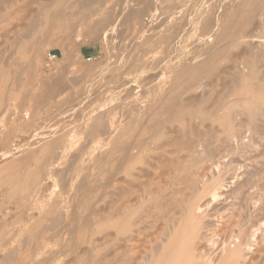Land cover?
Wrapping results in <instances>:
<instances>
[{
  "label": "rangeland",
  "instance_id": "374dc122",
  "mask_svg": "<svg viewBox=\"0 0 264 264\" xmlns=\"http://www.w3.org/2000/svg\"><path fill=\"white\" fill-rule=\"evenodd\" d=\"M237 1L0 0V264L264 262V24L220 40ZM181 63L190 110L118 139Z\"/></svg>",
  "mask_w": 264,
  "mask_h": 264
},
{
  "label": "bare ground",
  "instance_id": "6f19581e",
  "mask_svg": "<svg viewBox=\"0 0 264 264\" xmlns=\"http://www.w3.org/2000/svg\"><path fill=\"white\" fill-rule=\"evenodd\" d=\"M122 3H126V2L123 1ZM122 6H124V8L126 7V5H123V4H122ZM227 11H228L227 18L225 20H223L222 32H221V36L219 38L220 40L223 39L224 37H227V36L241 37L242 31L240 29V25H242L243 23H245L251 19H255L257 17H260L261 22L264 24V0H238L235 4L228 7ZM134 14H136V13H134ZM152 14H153V12H152ZM191 15L189 17H191ZM145 17H146V15H145ZM151 17L152 16L150 14L149 18L151 19ZM153 19L154 18L152 17V21H153ZM155 21H156V18H155ZM114 24H115V22H114ZM209 24L213 25V21L209 20ZM187 26L188 25H186V27ZM148 29H149V27L147 28V30ZM108 30L111 31L112 29L110 30L108 28ZM114 30L116 31V29H114ZM148 32H150V31H148ZM180 35H182V34H180ZM139 36H141V35H139ZM110 45H111V43H110ZM112 46H114V43ZM212 52L216 53L217 50L212 47ZM200 68L205 70V68H206L205 64H200V65H193V64H187V63L179 64L176 71L174 72L173 79L171 80V83L168 86V89L163 93V95H161V97L154 99L152 102L147 103L145 105V107L141 108L142 111L133 114V117H134L135 122H136L135 127L133 128L130 125V126H125L121 129H119L118 139L125 141V142H129L130 145H133V142L135 141V139L138 138L140 135L155 132L156 128L159 127V125L162 124L164 120L166 121L169 118L174 117L175 115L179 114V112L181 110H184V111L190 110V108H188V107H183L184 106V99H185L184 96L186 95V93L188 91H190V89L195 87V84L197 83V77H198V73L200 71ZM238 80H239V78H238ZM238 84H240V83H238ZM168 94H169V97H167ZM253 96L256 97L257 99L259 97H261V95L257 94V93H255ZM258 100L260 101V99H258ZM134 107L140 108L139 102H136ZM137 111H138V109H137ZM216 183H218V182H216ZM236 246L238 248V246H240V243H239V245L236 244ZM236 246H233V247H235V252H236ZM233 247H232V249L230 248L231 249L230 251H232L234 249ZM237 251H238V249H237ZM232 252L229 253V256H231V257H232V255H230V254H233V255L235 254V252H233V253ZM240 253H241V251H240ZM240 253H238V254H240ZM188 254H189V252H188ZM192 258H193L192 264H200V261L198 262V260H201V262H202L201 264H207V260L209 261L210 264L213 261V260L212 261L209 259L206 260L202 257H199V254L193 255ZM175 259H178L177 255L171 253L167 257V259L165 260V263L169 264V262L174 261Z\"/></svg>",
  "mask_w": 264,
  "mask_h": 264
}]
</instances>
